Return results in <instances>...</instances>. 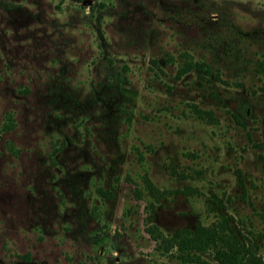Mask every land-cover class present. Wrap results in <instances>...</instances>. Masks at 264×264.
Returning a JSON list of instances; mask_svg holds the SVG:
<instances>
[{
    "label": "rangeland",
    "instance_id": "1",
    "mask_svg": "<svg viewBox=\"0 0 264 264\" xmlns=\"http://www.w3.org/2000/svg\"><path fill=\"white\" fill-rule=\"evenodd\" d=\"M260 64L264 0H0V264H198L145 218L219 210L264 264Z\"/></svg>",
    "mask_w": 264,
    "mask_h": 264
},
{
    "label": "trees",
    "instance_id": "2",
    "mask_svg": "<svg viewBox=\"0 0 264 264\" xmlns=\"http://www.w3.org/2000/svg\"><path fill=\"white\" fill-rule=\"evenodd\" d=\"M80 1V0H78ZM191 69L211 74L210 66L204 60L184 59L177 70V75ZM260 70L264 75V65L260 64ZM203 75V76H204ZM264 89V88H263ZM193 113L210 123L215 117L210 109H204L191 104ZM257 145L264 146V143ZM264 163V160H262ZM144 189L154 201L158 200L166 191L160 190L149 179L147 174L142 175ZM137 197L141 190L136 189ZM153 209V202H149ZM151 212H148L145 220V231L155 240V247L162 253H171L182 262L198 264H261V256L256 251V246L248 235L235 231L231 226L232 216L219 210L208 223L197 222L194 227L177 228L172 234L164 233L155 223L150 222Z\"/></svg>",
    "mask_w": 264,
    "mask_h": 264
}]
</instances>
